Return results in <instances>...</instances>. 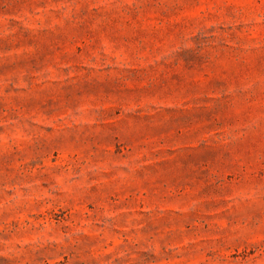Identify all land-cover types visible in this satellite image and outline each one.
<instances>
[{"label":"rangeland","instance_id":"rangeland-1","mask_svg":"<svg viewBox=\"0 0 264 264\" xmlns=\"http://www.w3.org/2000/svg\"><path fill=\"white\" fill-rule=\"evenodd\" d=\"M0 264H264V0H0Z\"/></svg>","mask_w":264,"mask_h":264}]
</instances>
